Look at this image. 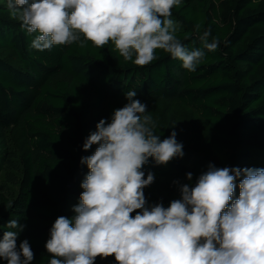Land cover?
I'll list each match as a JSON object with an SVG mask.
<instances>
[{"label": "trees", "instance_id": "obj_1", "mask_svg": "<svg viewBox=\"0 0 264 264\" xmlns=\"http://www.w3.org/2000/svg\"><path fill=\"white\" fill-rule=\"evenodd\" d=\"M170 18L188 50L203 49L200 36L208 29L209 42L220 41L215 51L204 49L194 72L163 50H156L152 63L136 66L111 42L104 48L88 42L38 51L31 46L36 34L11 18L7 0H0V53H14L19 63L0 56V225L10 219L25 225L17 246L29 241L31 264H48L45 243L52 224L59 216L75 215L72 208L83 191L84 179L76 181L80 160L97 146L83 150L96 130L88 126L110 121L113 110L127 103L129 90L142 103L174 105L153 117L154 131L161 140L175 131L183 144V157L166 165L149 158L144 165L145 176L155 175L144 189L149 204L167 207L180 199L179 185L194 186L209 164L264 168V0H181ZM191 152L198 158L189 167L183 158ZM238 196L237 186L233 199ZM5 230L0 228V238ZM96 264L116 262L97 258Z\"/></svg>", "mask_w": 264, "mask_h": 264}, {"label": "clouds", "instance_id": "obj_2", "mask_svg": "<svg viewBox=\"0 0 264 264\" xmlns=\"http://www.w3.org/2000/svg\"><path fill=\"white\" fill-rule=\"evenodd\" d=\"M181 0H7L10 17L21 21L38 51L79 43L104 48L109 42L126 62L146 66L163 50L194 72L206 49L220 41L211 30L200 36L203 49L188 50L176 36L172 9ZM200 25L196 26L199 31ZM125 93L127 103L101 119L83 143L93 154L81 157L89 169L80 187L72 218L59 216L45 249L48 264H96L114 257L116 264H264V168H217L209 164L194 186L179 185L180 199L167 207L149 204L144 189L155 175L145 176L149 158L166 165L183 157V144L172 131L163 140L147 105ZM191 181L193 174L186 173ZM238 182V185H237ZM173 183L179 184L178 181ZM239 196L233 199L236 188ZM11 205H9L10 207ZM134 214V215H133ZM0 238V259L31 264L27 239L17 246L25 225L10 219Z\"/></svg>", "mask_w": 264, "mask_h": 264}, {"label": "rangeland", "instance_id": "obj_3", "mask_svg": "<svg viewBox=\"0 0 264 264\" xmlns=\"http://www.w3.org/2000/svg\"><path fill=\"white\" fill-rule=\"evenodd\" d=\"M176 26L177 25L175 24V27ZM0 56L4 57L5 59H7L8 61H10V62H12L14 64H19L16 55L14 53H12V52L3 50L0 53ZM145 104L147 105V112H146V114L151 115L152 118L153 117H156V114L159 113V112L161 113L162 110H165L167 112H170V111H172L175 108L174 105H169L167 107H160V105H158V103L155 100H153L151 102H148V103H145ZM180 112H181V114H184L187 119H192L191 118V115L189 114L188 111H184L183 109H181ZM96 124H97V122L96 121H93V122H91V125L88 126V128L91 129V128L95 127ZM96 147L97 146L93 147L94 149L91 152L87 153L85 156H89V155L93 154V152L95 151ZM197 158H198V156L195 153H193V152L187 153L184 156V158H183V162L187 166L191 167V166H193V164H194V162L196 161ZM88 171H89V169L87 168V165H83L82 169L80 170V172L77 175L76 181L79 182L82 179H84L85 176L87 175ZM3 182H4V180H3ZM9 189H13V188H9Z\"/></svg>", "mask_w": 264, "mask_h": 264}]
</instances>
